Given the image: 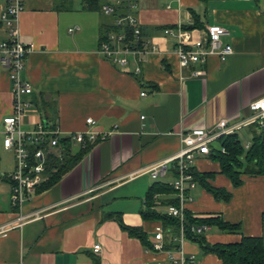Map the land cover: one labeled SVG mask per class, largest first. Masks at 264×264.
<instances>
[{"label":"crops","instance_id":"0c3cea01","mask_svg":"<svg viewBox=\"0 0 264 264\" xmlns=\"http://www.w3.org/2000/svg\"><path fill=\"white\" fill-rule=\"evenodd\" d=\"M21 1L18 37L31 46L23 76L32 92L25 99L33 103L22 127L58 124L67 135L89 128L87 118L93 117L91 128L107 135L83 147L72 145L73 154L87 150L21 208L13 207L10 198L8 175L15 156L10 163L0 155V264H171V253L178 254L171 246V227L145 218L142 211L150 187L156 181L172 185L178 172L174 162L156 178L148 169L179 152L180 132L200 125L214 128L222 118L242 120L251 113L248 104L264 96V0H135L146 47L128 54L124 64L98 51L103 26L113 19L101 8H85L83 0ZM4 3L0 0V7ZM214 23L228 28L223 40L233 52L224 60L210 54L205 62L181 66L178 39L165 28H181L206 45L207 26ZM7 38L0 22V40ZM12 113V82L0 54V151L6 150L2 119ZM239 133L245 143L250 141L248 128ZM193 165L213 171L211 182L231 196L218 199L196 182L186 192L184 210L221 215L239 229L212 226L204 233L207 241L234 242L242 234L264 239V176L243 173L242 183L233 185L208 155H198ZM172 198L178 205L177 191L156 192L153 208L166 213ZM117 215L124 224L141 228L151 245L162 224L165 248L145 245ZM97 242L99 251L94 250ZM181 248L194 258L187 264H223L215 252L203 251L191 239L184 238Z\"/></svg>","mask_w":264,"mask_h":264},{"label":"built area","instance_id":"2783aa9c","mask_svg":"<svg viewBox=\"0 0 264 264\" xmlns=\"http://www.w3.org/2000/svg\"><path fill=\"white\" fill-rule=\"evenodd\" d=\"M124 0H111L102 4L101 10L105 14H114L117 6ZM127 10L125 14L114 17L117 25L129 24L133 28L132 37L127 39L124 31L110 30L102 38L98 51L106 58L115 63L124 64L128 61V54H138L145 50L146 44L141 34V23L134 14L136 8L135 0H125ZM23 9L21 0H5L0 7V22L3 23L8 31V38L0 40V54L3 63L9 70V77L12 82L13 91V113L3 117L2 132L4 133L3 145L6 149L13 151L16 165L15 169L8 175L10 180L11 204L15 208H21L26 200L31 199L37 192V188L47 179L46 164L50 153L57 156L62 155V146L59 143L60 137H66L72 145L81 147L88 143L103 138L107 133H100L91 128L95 120L93 117L87 118L89 128L76 130L62 135L58 124L46 126L38 123L36 127L26 130L22 127V118L28 109L33 107L30 100L25 99L26 94L32 92L30 81L23 76L25 62L31 46L27 45L18 37L17 22L19 14ZM72 30V29H71ZM165 32L175 35L178 39L175 48L181 66H189L195 62H205L210 54H217L224 60L233 52L231 43H225L223 36L228 34L225 25L214 23L207 26L208 43L203 44L201 39L191 40L188 38L187 31L178 28H165ZM203 70H193V74H201ZM145 94V92H142ZM251 111L250 115L239 121H232L228 118L220 119L214 128L205 125L192 127L189 130L180 132L183 145L175 156L165 158L153 163L148 171L152 177L165 175L169 170L170 164L175 163L177 177L172 183L179 195V204L167 206V214L178 217L180 221L179 232L172 236V242L176 243L175 250L177 255L171 253V264H187L193 261V256H186L181 248V242L185 237L184 227V200L186 192L196 185L191 166L198 155H209L213 150L218 139L223 135L233 134L241 131L251 123L257 122L264 125V96L252 100L248 104ZM144 117V116H142ZM109 133V132H108ZM250 141L245 143L248 147ZM222 151L225 148L222 146ZM24 217V216H21ZM208 224L193 226L192 230L197 233H205L209 230ZM164 227L159 224L155 228L154 241L152 247L156 250L165 248ZM101 244H94V250L99 251Z\"/></svg>","mask_w":264,"mask_h":264},{"label":"trees","instance_id":"16d2710c","mask_svg":"<svg viewBox=\"0 0 264 264\" xmlns=\"http://www.w3.org/2000/svg\"><path fill=\"white\" fill-rule=\"evenodd\" d=\"M84 7L89 9H100L101 0H83ZM127 10V2L124 0L117 6L116 12L112 14V18L125 14ZM103 26L104 38L110 30L124 31L127 39L132 37L133 28L129 24H115L114 20ZM198 23L197 21L195 24ZM194 24V25H195ZM142 34V30H141ZM48 118V115H46ZM249 132H252L250 144L245 146V142L240 138V133L223 135L218 139L213 150L208 155L220 164V171L225 174L233 183L239 185L242 183V174H254L264 176V125L257 122L246 126ZM59 143L62 146V155L57 156L50 153L46 164L47 179L37 188V191L45 189L52 185L68 171L78 160L80 155L87 149L80 150L79 153L71 152L70 141L66 137H60ZM225 150L222 151L221 147ZM88 148V147H87ZM196 182H199L206 190L211 192L218 199H228L231 194L224 187L213 184L210 178L213 177V171H200L194 165L191 166ZM176 191V189L161 181H156L147 193L146 206L142 213L145 218H157L162 221L163 225L170 226L174 235L179 232L180 221L178 217L167 213H159L153 207L155 205V194L160 191ZM177 204V198H172L169 203ZM116 217V216H115ZM117 219L121 225L128 229L129 233L139 237L145 245L152 247L147 239L146 233L139 227H133L124 224L121 217L117 215ZM200 224H208L210 227L215 226L222 231H238L236 223L229 222L221 217V215H194L191 211L185 210L184 227L185 237L196 241L200 244L203 251L215 252L223 261V264H264V239L259 235L242 234L238 241L234 242H217L211 243L207 241L204 233H197L192 230L193 226ZM173 242L171 246H175Z\"/></svg>","mask_w":264,"mask_h":264},{"label":"rangeland","instance_id":"374dc122","mask_svg":"<svg viewBox=\"0 0 264 264\" xmlns=\"http://www.w3.org/2000/svg\"><path fill=\"white\" fill-rule=\"evenodd\" d=\"M242 141H244V137L240 136ZM7 150V151H6ZM1 150L0 155L4 161H8L10 163H14V155L10 149Z\"/></svg>","mask_w":264,"mask_h":264}]
</instances>
